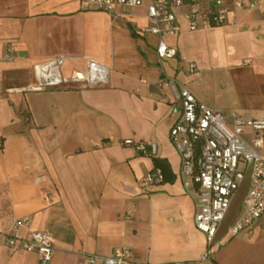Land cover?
<instances>
[{
  "label": "crops",
  "instance_id": "crops-1",
  "mask_svg": "<svg viewBox=\"0 0 264 264\" xmlns=\"http://www.w3.org/2000/svg\"><path fill=\"white\" fill-rule=\"evenodd\" d=\"M149 3L108 15L75 0H0V264H37L35 252L6 245L33 232L53 237L49 264L120 248L133 264H264V215L236 236L229 230L247 174L208 244L195 229L198 188L179 175L169 140L181 113L170 82L224 114L264 112V16L240 11L224 26L188 31L182 9L181 33L164 38L176 54L159 61L157 37L145 32ZM56 59L62 79H80L92 59L108 83L38 90L41 64ZM130 139L156 153L140 155L123 145ZM159 166L167 181L145 186Z\"/></svg>",
  "mask_w": 264,
  "mask_h": 264
},
{
  "label": "built area",
  "instance_id": "built-area-1",
  "mask_svg": "<svg viewBox=\"0 0 264 264\" xmlns=\"http://www.w3.org/2000/svg\"><path fill=\"white\" fill-rule=\"evenodd\" d=\"M81 11L97 10L111 15L116 8L130 11L139 8L143 0H75ZM187 30L199 27L224 26L234 21L240 11H257L264 16V0H150L146 18L149 26L145 32L157 37L156 56L159 61L169 60L176 54L167 47L164 38L181 33L179 11ZM5 60L10 57L5 56ZM86 64L81 78L62 79L60 68L63 59L41 64L38 90L74 84L78 87L98 88L108 83L107 69L92 59ZM193 69V65H190ZM78 75V74H77ZM175 97L180 103L181 113L170 129L169 140L179 156V175L189 177L198 188L195 212V229L201 232L206 243L214 239L220 222L229 208L232 194L248 176V191L243 199L240 216L230 227L231 236L251 227L264 215V157L259 149L264 147V112L257 117H241L233 112L224 114L198 102L188 89H177L170 82ZM142 156H153L154 146L135 143L131 139L123 142ZM163 180L160 170L145 174L142 183L160 185ZM130 216V213H128ZM19 221L15 229L24 225ZM9 248L37 254V264H49L55 251L54 239L48 232H33L27 240L6 238ZM203 258H206L204 256ZM80 264H133L128 249L120 248L106 258L97 255L84 256Z\"/></svg>",
  "mask_w": 264,
  "mask_h": 264
},
{
  "label": "trees",
  "instance_id": "trees-1",
  "mask_svg": "<svg viewBox=\"0 0 264 264\" xmlns=\"http://www.w3.org/2000/svg\"><path fill=\"white\" fill-rule=\"evenodd\" d=\"M158 165V164H157ZM159 170H160V172H161V175L163 176V180H162V182L161 183H164V182H166L167 181V178H166V175H165V171H164V168L163 167H160L159 166Z\"/></svg>",
  "mask_w": 264,
  "mask_h": 264
},
{
  "label": "rangeland",
  "instance_id": "rangeland-1",
  "mask_svg": "<svg viewBox=\"0 0 264 264\" xmlns=\"http://www.w3.org/2000/svg\"><path fill=\"white\" fill-rule=\"evenodd\" d=\"M244 187H245L244 184H242L241 188L244 189ZM239 195H240V194L238 193V194H237V197H238ZM234 207H235V204H232L231 209H233Z\"/></svg>",
  "mask_w": 264,
  "mask_h": 264
}]
</instances>
